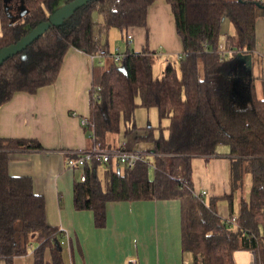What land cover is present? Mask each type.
I'll return each instance as SVG.
<instances>
[{"label": "trees", "instance_id": "1", "mask_svg": "<svg viewBox=\"0 0 264 264\" xmlns=\"http://www.w3.org/2000/svg\"><path fill=\"white\" fill-rule=\"evenodd\" d=\"M57 1L25 0L28 12L11 21L0 0V48L46 20L58 8ZM155 1L92 0L62 24L50 27L0 65V107L16 92L35 93L53 83L70 47L90 54L99 46L108 50L107 44H100V34L113 27L124 32L130 26H145ZM166 1L182 40L181 58L167 62L158 77L154 65L159 56L152 51L127 49L119 62L107 56L108 66L94 64L90 113L84 126L93 143L87 150L115 147L111 136L121 132L122 123L125 135L133 134L135 142H151L152 150H138L149 154L133 168L114 160L89 162L85 181L75 180L74 206L92 210L95 225L101 227L108 201L176 198L181 202L182 251L191 254L192 264H237L234 255L239 250L251 251L255 264H264V76L247 74L256 48V19L264 17V2ZM225 18L234 32L222 44ZM256 79L262 83L261 96ZM139 106L155 107L161 121L169 120L163 127L167 136H155L151 125L138 133L142 129L135 121ZM219 145L229 147L230 191L200 198L192 160H210L219 154ZM41 148L35 139L0 137V258L8 264L26 254L34 240L38 243L35 264H66L58 239L61 231L47 223L44 198L35 193L31 177L11 175L8 169L12 151ZM223 200L225 214L220 210Z\"/></svg>", "mask_w": 264, "mask_h": 264}, {"label": "crops", "instance_id": "2", "mask_svg": "<svg viewBox=\"0 0 264 264\" xmlns=\"http://www.w3.org/2000/svg\"><path fill=\"white\" fill-rule=\"evenodd\" d=\"M233 31L232 23L225 18L221 25L222 44ZM128 34L133 36L130 44L126 40ZM99 42L102 46L107 44L109 51L119 48L122 52L127 49L156 52L166 62L168 58L174 61L183 53L174 14L166 0L150 5L145 26H130L124 32L110 28L106 35H99ZM96 63L108 66L111 58L70 47L53 83L35 93L16 92L0 107V137L35 139L42 145L41 149L12 151L9 173L31 177L35 193L45 200L47 223L61 231L58 239L66 264H192L191 254L182 251L179 199L108 201L106 222L101 227L95 225L92 210L74 206V185L81 170L69 169L66 160L71 152L91 148L93 144L82 119L89 117L92 69ZM248 70V75L264 76V17L261 15L256 19V48L252 61H248ZM255 87L261 96L260 79H256ZM143 132L145 128L138 131ZM111 141L117 147L113 137ZM127 144L145 151L132 141ZM218 151L214 157L219 158L205 162L192 160L193 179L199 180L196 173L199 167L204 172L206 183L196 190H206V198L230 191V156L227 148ZM239 195L236 198L240 199ZM220 210L225 214L226 204L221 203ZM37 245L32 241L27 253L15 256L12 264H35ZM248 252L254 259L253 253ZM47 259L50 260L49 254ZM0 264L8 262L0 258Z\"/></svg>", "mask_w": 264, "mask_h": 264}, {"label": "rangeland", "instance_id": "3", "mask_svg": "<svg viewBox=\"0 0 264 264\" xmlns=\"http://www.w3.org/2000/svg\"><path fill=\"white\" fill-rule=\"evenodd\" d=\"M64 3H65V0H58L57 1V7L58 8L62 7L64 5ZM232 26H233V24H232ZM233 32L231 34H233ZM120 40H122V39H120ZM159 57H158L155 65H154V75L156 77H158V76L161 75L162 70L164 69L165 65L167 64L166 60H164L162 58H159ZM177 60H178V58L175 59V61H177ZM242 100H243V98H242ZM135 121H136L137 126L140 127V128H146L149 125H151L152 127H154V134H155V136H159L160 134H163L164 136H167L168 135L167 129L166 128L163 129V127H166L168 125L169 120L168 119H163V121H161L160 118H159L158 111H157V109L155 107L147 108V107H144V106H139L136 109ZM130 136L126 137V135L124 134V123H122L121 132L112 135L111 136V139H112V137L114 138L115 143L118 144V145H116L117 147L120 146V145H122L124 142L127 143V141H132V143L137 148L140 147V148L146 149V148H150L152 146L151 145V142L146 141V140H141V141L135 142L134 135L132 134ZM224 148H227V150L229 149V147L227 145H219L218 146V149H220V150L221 149H224ZM150 150H152V149L150 148ZM216 158H219V157H212V158H210V160L216 159ZM197 159H203V158L202 157H197ZM204 162H205V160H204ZM196 173H197V177H198L199 180L196 181L194 179V181H196V183H195L196 184L195 185V189L200 188L202 186V184H205L206 183V181H205L206 178L203 175L204 172H203V170H202L201 167L198 168V170L196 171ZM150 175L151 176L154 175V169H153V167H151V169H150ZM246 176L247 177L245 179V185L249 186V180H250V178H249L248 175H246ZM193 178H195L194 175H193ZM222 203L223 204H227L226 201L225 202H222ZM234 207H235V210L237 211L238 208H239V198H236L235 199ZM234 256H235V259L237 261L236 263H238V264H254L253 263L254 262L253 257L251 258V255L246 250L236 251Z\"/></svg>", "mask_w": 264, "mask_h": 264}, {"label": "built area", "instance_id": "4", "mask_svg": "<svg viewBox=\"0 0 264 264\" xmlns=\"http://www.w3.org/2000/svg\"><path fill=\"white\" fill-rule=\"evenodd\" d=\"M133 36L131 34H128L126 36L127 42L132 43ZM220 48H222V45H220ZM95 54L101 56V57H107L110 56L113 61L119 62L121 57L123 56L124 52H122L119 48H116L113 51L106 50L104 47L99 46L96 50ZM226 54L225 51L221 52V56L223 57ZM178 58H181V55L178 56ZM167 62H171L172 59L168 58ZM88 123V117L82 119V124L85 126ZM144 153L142 151L134 150L129 147V145L124 142L122 145L118 147H111V148H98L93 147L92 149H83V150H77L74 152H71L70 155L67 157L66 164L69 169L75 171L77 169L81 170V173L79 175L80 181H85L86 174L84 172V169L86 168L87 164L93 160L106 163L111 160L116 161L117 163L121 164L122 166H125L127 168H133L139 160L142 159ZM207 194L206 190H201L200 192H197L198 197H204Z\"/></svg>", "mask_w": 264, "mask_h": 264}, {"label": "water", "instance_id": "5", "mask_svg": "<svg viewBox=\"0 0 264 264\" xmlns=\"http://www.w3.org/2000/svg\"><path fill=\"white\" fill-rule=\"evenodd\" d=\"M90 1L92 0H71L62 7L54 10L46 20L38 23L31 31L21 37L18 41L0 48V65L9 57H12L24 50L50 27L62 24L66 18L82 6L88 4ZM4 11L11 21H15L23 17L28 12V8L25 4V0H4Z\"/></svg>", "mask_w": 264, "mask_h": 264}, {"label": "flooded vegetation", "instance_id": "6", "mask_svg": "<svg viewBox=\"0 0 264 264\" xmlns=\"http://www.w3.org/2000/svg\"><path fill=\"white\" fill-rule=\"evenodd\" d=\"M16 1V0H15Z\"/></svg>", "mask_w": 264, "mask_h": 264}]
</instances>
